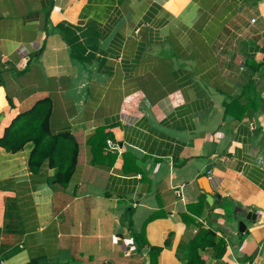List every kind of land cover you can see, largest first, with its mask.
I'll return each mask as SVG.
<instances>
[{"label":"crops","instance_id":"0c3cea01","mask_svg":"<svg viewBox=\"0 0 264 264\" xmlns=\"http://www.w3.org/2000/svg\"><path fill=\"white\" fill-rule=\"evenodd\" d=\"M45 99L77 165L0 147V264H264V0H0V139Z\"/></svg>","mask_w":264,"mask_h":264},{"label":"trees","instance_id":"16d2710c","mask_svg":"<svg viewBox=\"0 0 264 264\" xmlns=\"http://www.w3.org/2000/svg\"><path fill=\"white\" fill-rule=\"evenodd\" d=\"M52 101L45 99L29 112L21 114L0 139V147L17 152L29 141L36 144L30 167L36 169L44 157H50L52 166L58 168L57 181L67 184L77 165L78 145L70 134L54 136L50 132ZM141 245V238L136 234ZM160 253L162 248L152 247Z\"/></svg>","mask_w":264,"mask_h":264},{"label":"built area","instance_id":"2783aa9c","mask_svg":"<svg viewBox=\"0 0 264 264\" xmlns=\"http://www.w3.org/2000/svg\"><path fill=\"white\" fill-rule=\"evenodd\" d=\"M109 145L113 151H119L120 150V146L113 141H109ZM179 192L181 193V190H179Z\"/></svg>","mask_w":264,"mask_h":264}]
</instances>
